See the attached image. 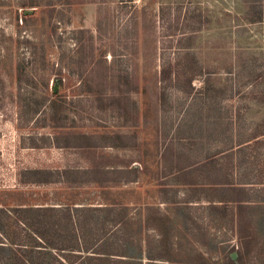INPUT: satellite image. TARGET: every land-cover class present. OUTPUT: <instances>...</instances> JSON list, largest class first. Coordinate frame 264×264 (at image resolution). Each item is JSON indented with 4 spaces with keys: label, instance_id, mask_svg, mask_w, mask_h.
Listing matches in <instances>:
<instances>
[{
    "label": "rangeland",
    "instance_id": "374dc122",
    "mask_svg": "<svg viewBox=\"0 0 264 264\" xmlns=\"http://www.w3.org/2000/svg\"><path fill=\"white\" fill-rule=\"evenodd\" d=\"M121 163L243 183L264 264V0H0V264H122Z\"/></svg>",
    "mask_w": 264,
    "mask_h": 264
},
{
    "label": "crops",
    "instance_id": "0c3cea01",
    "mask_svg": "<svg viewBox=\"0 0 264 264\" xmlns=\"http://www.w3.org/2000/svg\"><path fill=\"white\" fill-rule=\"evenodd\" d=\"M130 160L133 162L136 159ZM135 164L99 166L115 173V180L112 181L115 200L113 203L107 202L113 206V219L124 221L123 230L116 235L118 244L114 255L122 264H217L218 230L213 226L214 216L210 215V211L222 201L211 198L210 194L203 195L196 189L195 183L184 182V171L190 169L194 175L192 181L195 182L197 169L184 165L172 170L175 180L169 184V180L160 179V175L159 181L142 180L144 169ZM89 181L97 182L99 186L104 184L102 179L90 178ZM170 185L174 186L172 191H169ZM225 202L226 224L220 227L219 232L224 231L226 243L231 244L225 257L226 264H233L238 259L246 258L248 250L253 252L248 246L253 240L250 237H256L255 243L259 241L257 221H251L258 219L257 210L252 211L257 203L250 200ZM87 204V207H101L106 202L99 199ZM245 210L251 211L245 213ZM131 227L134 228L132 234L128 230ZM253 227H256V231H253Z\"/></svg>",
    "mask_w": 264,
    "mask_h": 264
},
{
    "label": "trees",
    "instance_id": "16d2710c",
    "mask_svg": "<svg viewBox=\"0 0 264 264\" xmlns=\"http://www.w3.org/2000/svg\"><path fill=\"white\" fill-rule=\"evenodd\" d=\"M29 5H32L31 3H29ZM50 100V99H49ZM52 100V99H51ZM116 138L115 140L112 142L113 145H118V146H124L126 145V143L121 139L123 136L120 133H117V135H115ZM212 157H209L206 159V163H212ZM202 161L197 162L198 164H201ZM201 179L199 180L198 178H196L195 182L192 181L193 179V173L190 169H187L184 171L183 173V177H184V182L187 184L190 183H195L196 184V189L198 188L203 195H208L210 194V197H215L218 198L220 200H233V201H241V200H249L247 199L248 195L247 192L245 190V185H243V183H232V181H228L226 179L224 180H219V181H214V180H207L204 175H203V170L201 171ZM199 176L198 173L196 172V177ZM108 178H103V181H106ZM228 189H233L234 190V194L233 195H227L226 191ZM219 194V195H217ZM238 258V253L236 252V256L235 259Z\"/></svg>",
    "mask_w": 264,
    "mask_h": 264
}]
</instances>
